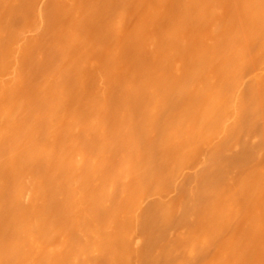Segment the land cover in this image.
<instances>
[{
  "label": "bare ground",
  "instance_id": "6f19581e",
  "mask_svg": "<svg viewBox=\"0 0 264 264\" xmlns=\"http://www.w3.org/2000/svg\"><path fill=\"white\" fill-rule=\"evenodd\" d=\"M18 1L0 0V264H264V0H178L177 16L167 0H151L130 33L122 24L130 3L118 0L104 17L107 34L123 28L122 48H148L153 61L128 69L122 43L107 52L97 44L105 61L88 70L91 93L81 84L95 57L83 35L89 6L81 13L75 1L56 0L60 16L49 19L36 3L26 34L10 26ZM107 1L103 9L117 0ZM163 17L174 18L160 28ZM45 18L54 20L49 59L35 45ZM28 58L48 63L33 86ZM202 147L209 153L180 189L181 205L153 195L142 214L144 194L162 191L157 181H173ZM176 222L184 229L167 232ZM141 226L147 233L134 238Z\"/></svg>",
  "mask_w": 264,
  "mask_h": 264
},
{
  "label": "rangeland",
  "instance_id": "374dc122",
  "mask_svg": "<svg viewBox=\"0 0 264 264\" xmlns=\"http://www.w3.org/2000/svg\"><path fill=\"white\" fill-rule=\"evenodd\" d=\"M18 1V0H17ZM47 1V3L45 2V4H42V2H43V0H36L35 2L33 1V0H19L16 4H17V6L19 7V13L16 15V17L17 18H15V16L13 17L14 19H12L11 20V22H10V26L11 27H13L14 25L16 26V25H18L20 28H18V27H15V29L16 28H18V30H20V29H22L21 31H23L24 30V32L26 33V34H29V30H30V28H31V25H32V21H33V17L32 16H34V12H33V10L35 11L36 10V7L35 6H37V4L36 3H39L40 5H38L39 7L40 6H42L43 8H46L45 10L46 11H44V14L45 15H47V13L46 12H48V13H50V15H47V16H49V17H47V16H45V17H47V18H49V19H52L50 16H55V14H56V16H57V14L60 16V13H58V9H56V3H55V1L56 0H46ZM59 2H62V3H65V1H61V0H58ZM73 1H75L76 2V4H75V2H74V4L76 5V6H78V7H80L81 8V6H84L85 8H83L84 10L86 9V7H88L89 6V8H91L92 10H90L89 8H87L86 10H85V16H86V20H90L91 21V19L93 20V16H94V13H95V17H94V19H95V21L93 22L94 24H92V22L90 23V22H88V23H86V20H85V22H84V25H83V35H84V37L86 38V35L88 36L87 37V40L89 41V44L92 46V48H94V50L93 49H91V50H93L94 51V53L93 54H95V57L94 58H92V59H94L93 61H94V66L93 67H88L89 69H85L86 71L85 72H87L86 74H84V73H82V75H85V77L84 76H82L81 75V77H82V79H81V84H82V86H83V88H86L87 87V89L88 88H92L93 87V84H92V81H94V82H96L94 79L92 80V77H94V75L91 77V74L90 73H93V71H94V69L95 68H97V67H100V66H102V64L104 63V61H105V57H103V56H101V55H99V54H101V53H99L100 51L99 50H96V48L97 49H99L97 46V44H99V43H103V46L105 47V49H106V52H107V50H108V48H110L115 42H117L118 41V43L120 44V43H122V44H120L121 46V57H120V60L119 61H121L127 54L129 55V54H131V55H129V57L127 58H125L124 59V62L126 61V59H127V63H126V65L128 66V69H134L135 71L136 70H138L139 68H140V66H141V64L142 63H151L152 61H153V58H152V55H151V52H150V50H148V48H145V47H143V46H139V47H141V48H139L137 45H133V43H132V45L133 46H135V47H138L139 48V52L138 53H135V52H137L138 50V48L136 49V51H135V47H133V46H130V48L131 49H134V50H131L130 48H128V47H126L128 50H124L122 47H125V46H127L128 45V43H127V41H126V39L128 40V38H126L125 39V35H127V36H129L130 34H125V33H127L128 31V33H130V31L131 32H133L134 30H135V28L140 24V23H142V22H145L146 21V8H147V6L149 5L148 3H151V0L150 1H146V0H140V3L141 4H139L138 2V0H133V1H131L132 3L133 2H135V3H133V6H132V3L130 2V0H128V1H125V3L127 2H129L130 4V6L128 5V4H126V6L127 7H129V8H127L129 11H127L126 9V11H127V13L125 12V16H124V18L126 17V19H124L125 20V22H124V20H123V23L122 24H124L125 23V25H126V21H127V24L129 25V24H131V25H129L128 27H127V25L125 26V27H123L124 28V30H123V28H121L122 29V35L121 34H119V36H115V37H113V36H109L108 34H107V32H106V29H107V27L105 28V24H108L107 23V20H108V18L110 17H112V15H111V12H112V14L114 13V11H115V9L118 7V5L117 4H119V1L117 0L115 3L113 2L112 3V1H111V3L114 5V4H116V5H111V4H109L110 5V8L113 6V7H115L113 10L112 9H107V7L109 6V5H107V3H106V9H103V8H105V0H103V1H98L97 3H96V0H73ZM108 1H110V0H108ZM107 1V2H108ZM113 1H115V0H113ZM136 1H138V2H136ZM176 1H177V3H178V5H179V2H178V0H175V1H173V0H167V2L166 3H164V6H166L165 8L166 9H168V6H169V9H168V11L170 10V12H169V14H176L177 12H178V14H179V12H180V8H178L177 6V3H176ZM224 2H225V0H223ZM23 2H26V4L25 3H23ZM36 4H34V3ZM57 2V1H56ZM92 2V3H91ZM147 2V3H146ZM172 2V3H171ZM219 2H221V1H219ZM19 3V4H18ZM20 3H22V4H20ZM62 3H60L61 5H58V7H60V6H63V7H65V5H62ZM101 3V8L99 9V10H97L98 8H96L99 4ZM104 3V4H103ZM153 3V2H152ZM24 4V5H23ZM27 4H28V6H27ZM34 4V5H33ZM48 4V5H47ZM57 4H58V2H57ZM77 4H80V5H77ZM135 4V5H134ZM138 4V5H137ZM175 4H176V6H175ZM223 4V3H222ZM222 4H220L219 3V6L221 5L222 6ZM44 5V6H43ZM47 7H46V6ZM142 5V6H141ZM225 5V4H224ZM20 6H22V7H20ZM23 6H25L24 7V9H23ZM135 6V7H134ZM180 6V5H179ZM221 6H220V8H221ZM28 7V8H27ZM33 7H35L34 9H33ZM112 7V8H113ZM123 7H125V6H123ZM138 7H139V10H137L138 9ZM173 7V8H172ZM225 7H226V5H225ZM23 9V10H20V9ZM52 8V9H51ZM61 9H59V10H61V11H63V8L62 7H60ZM79 8V9H80ZM80 9V11L82 10V11H84L83 9ZM109 8V7H108ZM143 8V9H142ZM175 8L177 9V10H175ZM0 9H2V6H0ZM54 9V10H53ZM140 9H142L143 10V12H142V14H140L141 13V10ZM174 9V10H173ZM44 10V9H43ZM102 10V11H101ZM103 10H105V11H103ZM124 10V11H125ZM171 10H173V11H171ZM24 11V12H23ZM31 11L33 12V13H31ZM53 13V12H56V13H53V14H51V12ZM82 11H81V13H82ZM95 11V12H94ZM98 11H100V12H98ZM166 11V10H165ZM175 11V12H174ZM223 11H226V12H224L225 14L224 15H226V13H227V10L225 9V10H222V8H221V13L223 12ZM63 12H65V10L63 11ZM63 12H61V13H63ZM128 12H130V13H128ZM163 13H164V11H162ZM167 12V11H166ZM173 12V13H172ZM96 13H98V17H100V18H97V14ZM100 13V14H99ZM102 13H104V14H102ZM92 14H93V16H92ZM103 16H102V15ZM106 14H107V16H108V18L106 17ZM166 14H168V12L166 13ZM174 14V15H175ZM165 15V14H164ZM223 15V16H224ZM168 16V15H167ZM169 16H171V15H169ZM175 16H177V15H175ZM174 16V17H175ZM61 17H63V15L61 14ZM61 17H59V18H53L54 20L55 19H58L56 22H55V25L54 26H52L53 24L51 23L52 21H54V20H52V21H50L49 19V21H50V23H51V25H50V23H49V21H48V23H46V18H45V22H44V25H43V28H42V30L39 32V36H36V38H35V42H36V44L35 45H37L38 46V49H39V51H40V53H41V56H43L44 58H47V59H49V58H52L53 56H52V54L51 53H49V51L47 50V45H48V43H49V39H48V37L52 34V31L54 30V32H55V26H56V24L57 25H59V22L61 23L60 25H62V22L59 20V19H62ZM65 17V16H64ZM63 17V18H64ZM104 17H106V19L107 20H105L106 21V23H105V21H104ZM174 17H165V18H167L166 19V21H165V18L163 17V21H165L164 22V24H163V22H162V24H161V26H160V28L161 27H164V26H166L165 25V23L167 22V21H169L171 18H174ZM66 18V20H67V17H65ZM162 18V17H161ZM102 19V20H101ZM135 19V20H134ZM139 19H142V22H140V20ZM101 20V21H100ZM65 21V20H64ZM96 21H97V23L98 22H100V24H97L96 23ZM139 21V22H138ZM103 22V23H102ZM108 22H109V20H108ZM133 22V23H132ZM159 22V21H158ZM54 23V22H53ZM66 23V22H65ZM97 24V26H95V28H96V30H92L91 28H93V25H96ZM103 25H102V24ZM168 23V22H167ZM14 24V25H13ZM158 24H160V23H157V25ZM201 24H205V23H201ZM27 25V26H26ZM59 25V26H60ZM89 25H92V27L91 26H89ZM98 25H100L99 27H98ZM163 25V26H162ZM200 25V24H199ZM207 25V24H206ZM54 27V29L52 30L51 28L52 27ZM66 26V25H65ZM108 26V25H107ZM131 26V27H130ZM132 26H134V27H132ZM196 26H197V23H196ZM205 26V25H204ZM62 27V26H61ZM60 27V28H61ZM89 27V28H88ZM105 28V32H104V29H102V28ZM156 27H158V26H156ZM186 27H192L191 25L189 26H186ZM185 27V28H186ZM26 28H28V29H26ZM46 28H48V29H46ZM62 28H64V26L62 27ZM98 28H100V29H98ZM126 28H128V30L126 31ZM165 28V27H164ZM184 28V29H185ZM193 28V27H192ZM195 28H197V27H195ZM204 29L206 28V27H203ZM26 29V30H25ZM58 29V26H57V28H56V30ZM98 29V30H97ZM154 29H156V28H154ZM158 29V28H157ZM191 29V28H190ZM204 29H202V30H204ZM28 30V32H26ZM46 30H49V31H51V32H46ZM59 30V29H58ZM87 30H89L88 31V33H87ZM92 30V31H91ZM186 30V29H185ZM191 30H193V29H191ZM191 30H187L188 32H186L187 34L189 33V31H191ZM206 30H208V28H206ZM60 31V30H59ZM94 31V32H93ZM95 31H97V32H95ZM98 31H100V32H98ZM125 33H124V32ZM154 31V30H153ZM159 31H161L160 29H159ZM199 31H201L200 30V28H198V29H195V32L198 34V32ZM209 31V30H208ZM47 33V35H46V33ZM57 32V31H56ZM56 32L54 33V36H55V34H56ZM92 32V33H91ZM192 32H194V30L193 31H191L190 33L191 34H193V35H196V34H194V33H192ZM203 32H205V33H208L207 31H203ZM203 32H201V33H203ZM48 33H51V34H48ZM58 33V32H57ZM60 33V32H59ZM58 33V34H59ZM91 33V34H90ZM105 34V35H103V34ZM123 33L125 34V35H123ZM158 33V32H157ZM183 33H184V31H183ZM189 33V35L191 36V34ZM200 33V34H201ZM204 34V33H203ZM203 34H201V35H198V37H197V35H196V37H197V39H200L201 37H203ZM101 35V36H100ZM102 35H103V37H102ZM108 35V36H107ZM184 35L186 36V37H188V35H186L185 33H184ZM206 34H204V36H205ZM48 36V37H47ZM207 36V35H206ZM205 36V37H206ZM208 36H209V34H208ZM195 37V38H196ZM52 38V37H51ZM192 39V38H191ZM41 40V41H40ZM125 41H126V43H125ZM193 42H194V40H193ZM109 43V44H108ZM124 43H125V46H124ZM130 43V44H131ZM192 43V42H191ZM43 44V45H42ZM45 46V47H44ZM89 46V45H88ZM90 46V47H91ZM102 46V48H104ZM89 47V48H90ZM100 48H101V46H99ZM76 48V49H75ZM101 48V49H102ZM88 49V47L86 48V50ZM100 49V50H101ZM90 50V49H89ZM95 50H96V52H95ZM122 50H124V53L122 52ZM71 51H72V54L74 55V54H77L79 51H80V47L79 46H74L72 49H71ZM75 51V52H74ZM102 51V50H101ZM129 53H128V52ZM133 51V52H132ZM92 52V51H91ZM90 51L88 52L89 54L91 53ZM104 52V51H103ZM125 52H127V54L125 53ZM51 54V55H50ZM102 54H104V53H102ZM126 54V55H125ZM92 55V54H91ZM89 56V55H88ZM94 56V55H93ZM105 56H106V53H105ZM89 57H91V56H89ZM30 58V57H29ZM25 59L24 60V63H25V61L26 60H31V59ZM131 58H132V60H131ZM46 59V60H47ZM46 60H45V62H36V61H34V62H36V64L34 63H32L31 61H27L28 63H32V67H31V65H26L25 66V64L23 63V65H24V73L26 72L27 74L28 73H31V74H28V77H26L27 76V74H26V78H27V80H28V82H27V84H29V86H30V84H32V86H33V84L35 83V82H37V79H38V77L40 78V76H41V73H42V71L45 69V68H47L48 67V63L46 62ZM33 61V60H32ZM137 61V62H136ZM179 62H181V60L179 61ZM100 63V64H99ZM118 63H122V62H118ZM136 63H137V65H136ZM27 64V63H26ZM119 65V64H118ZM122 65V64H121ZM125 65V64H124ZM38 66L40 67V68H38ZM30 67V68H32L33 69V71H32V69H28V68ZM123 67H125V68H127L126 66H123ZM134 67H136V68H134ZM25 68H27V69H25ZM90 68H92L93 69V71L92 72H90L92 69H90ZM117 68H121V67H117ZM119 69H117L118 71H119ZM128 69L126 70V69H124L125 71H128ZM28 70H31V71H28ZM88 70H90L89 72H88ZM123 70V69H122ZM122 70H120V71H122ZM122 71V73L123 72H125V71ZM133 70V71H134ZM40 71V72H39ZM84 71V70H83ZM82 71V72H83ZM248 71V72H247ZM247 71H245V73H249L250 71L249 70H247ZM33 72V73H32ZM117 73H119V72H117ZM116 73V74H117ZM114 75L115 77L117 76L118 77V75ZM38 75H40V76H38ZM248 75L249 74H244V76H245V78H247L248 77ZM120 76V75H119ZM86 79V80H85ZM97 83V82H96ZM95 83V84H96ZM97 85V84H96ZM96 85H94V87H93V89H89V90H87V93H91V91H94L97 87H96ZM31 86V87H32ZM25 87L27 88L28 86L25 84ZM96 87V88H95ZM113 87H111V89H112ZM29 89V88H28ZM115 89V88H114ZM91 90V91H90ZM85 91V90H84ZM113 91V93H114V90H112ZM116 91V90H115ZM111 92V91H110ZM118 93V92H117ZM115 94V93H114ZM111 96V95H110ZM109 96V98H111L112 97V100L113 101H115L116 102V100L118 101V98L117 99H115L114 100V98L115 97H118V95L117 96H115V97H113V94H112V96L110 97ZM108 98V101L110 102L111 101V99H109ZM107 101V102H108ZM113 101H111L110 102V104H112L113 103ZM118 103V102H117ZM116 103V104H117ZM109 103H108V105H110ZM114 104V106L113 105H111V106H109V108L111 107L112 109H113V113H114V111H115V109H116V107H115V103H113ZM108 108V109H109ZM109 113L111 114V112H110V110H109ZM108 113V116H110V114ZM113 113H112V115H113ZM112 115H111V117H108V118H112ZM110 122V121H109ZM258 128L259 127H261V125L259 124V126H257ZM250 134L251 133H253V132H249ZM208 150H209V148H207V147H205V148H200V149H198L194 154H192V156H188V158H186L185 160V162H184V164H183V168L181 169V168H179V169H181L180 171H179V173H178V171L176 172V173H173L174 174V176H175V178L174 179H176L177 178V180L175 181L174 179H173V181H171V182H167L166 180V178H164V180L162 181L161 179H163V178H161L160 180L162 181V183H161V181H157V185H161L160 187L161 188H159V186H158V190H160V189H162V191H158V192H155L156 190H155V188H154V190H151V189H153V188H151V187H153V186H151L150 188V190H148L147 192H146V194H144L145 196L144 197H146V198H143V200H142V214L144 213V212H146L150 207H152V204H155V200H154V196H158V195H161V194H163V197L168 201V202H170L171 204H174V206H179V205H181V201H177V200H181L180 198H181V192L183 191V188L182 187H184L185 185H187V184H189V185H192L194 182V180H193V178H191V176H192V174L195 172V171H197L199 168H200V160L204 157V156H206V155H208L207 153H209L208 152ZM241 150V149H240ZM240 153V152H239ZM193 155H194V157H193ZM239 155V154H238ZM191 157V158H190ZM188 159V160H187ZM195 159V160H194ZM251 159H249V161H250ZM247 161V160H246ZM248 161V162H249ZM252 161V160H251ZM250 163V162H249ZM248 163V164H249ZM252 163V162H251ZM243 164V163H242ZM161 166H163V165H161ZM239 167V166H238ZM242 167L240 166V168H238V169H241ZM162 169H163V167H162ZM237 169V168H236ZM236 169H235V167L234 168H232V170L234 171V175H235V173L236 172H238V171H236ZM160 170V169H159ZM176 171V170H175ZM175 171H173V172H175ZM232 171V172H233ZM160 172H162V171H160ZM231 172V171H230ZM162 176H164V175H161V177ZM173 176V177H174ZM177 176V177H176ZM185 181V182H184ZM175 182V183H174ZM174 183V184H173ZM182 183V184H181ZM183 184H184V186H183ZM178 185H180V186H178ZM147 186H149V185H147ZM182 191H181V190ZM152 191V192H151ZM154 192V193H153ZM160 192V193H159ZM150 193H152V195L150 194ZM158 193V194H157ZM154 195V196H153ZM162 196V195H161ZM148 200H150V201H148ZM148 202V203H147ZM148 204V206H147V204ZM151 205V206H150ZM149 207V208H148ZM182 211H183V206H182ZM174 217H176V216H174ZM173 217V218H174ZM177 218V217H176ZM174 221V220H173ZM175 222V221H174ZM180 224V223H179ZM182 224V223H181ZM145 225V224H144ZM143 225V226H144ZM145 227H146V225H145ZM183 227H185L184 226V224H182V225H180V226H178V224H177V222L176 223H173V225L171 224V226H169V227H167V232H169V230H170V232L171 231H180V230H182V229H184ZM147 228V227H146ZM170 228V229H169ZM143 229V230H142ZM145 229H144V227H138L136 230H135V232H134V234H133V237L134 238H137V237H139V238H141V236H143L144 237V235L147 233V232H145L144 231ZM169 234V233H168ZM142 252L143 251V249L142 248H140L139 249V252ZM201 260H202V257H199L197 260H196V262H195V264L197 263H200L201 262Z\"/></svg>",
  "mask_w": 264,
  "mask_h": 264
}]
</instances>
